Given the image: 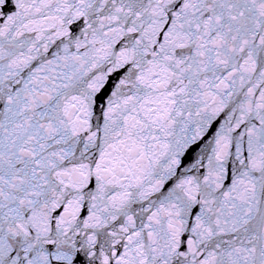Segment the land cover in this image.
Returning <instances> with one entry per match:
<instances>
[{
    "label": "snow or ice",
    "instance_id": "obj_1",
    "mask_svg": "<svg viewBox=\"0 0 264 264\" xmlns=\"http://www.w3.org/2000/svg\"><path fill=\"white\" fill-rule=\"evenodd\" d=\"M0 264H264V0H0Z\"/></svg>",
    "mask_w": 264,
    "mask_h": 264
}]
</instances>
